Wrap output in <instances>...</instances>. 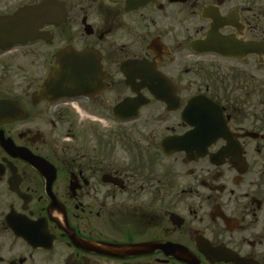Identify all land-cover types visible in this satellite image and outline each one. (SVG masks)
Returning <instances> with one entry per match:
<instances>
[{
    "label": "flooded vegetation",
    "instance_id": "1",
    "mask_svg": "<svg viewBox=\"0 0 264 264\" xmlns=\"http://www.w3.org/2000/svg\"><path fill=\"white\" fill-rule=\"evenodd\" d=\"M0 264H264V0H0Z\"/></svg>",
    "mask_w": 264,
    "mask_h": 264
},
{
    "label": "water",
    "instance_id": "2",
    "mask_svg": "<svg viewBox=\"0 0 264 264\" xmlns=\"http://www.w3.org/2000/svg\"><path fill=\"white\" fill-rule=\"evenodd\" d=\"M16 18L17 15L7 19V23L16 22ZM72 57L74 59L67 60L64 55L57 56L58 68L53 69L47 76L42 90L43 97L48 98L55 95L60 97L67 95L68 97V91L82 89L87 85V81L90 78V71L93 69L90 67L83 68L79 64V57ZM7 106L8 104H4L1 110L5 108L8 110Z\"/></svg>",
    "mask_w": 264,
    "mask_h": 264
},
{
    "label": "rangeland",
    "instance_id": "3",
    "mask_svg": "<svg viewBox=\"0 0 264 264\" xmlns=\"http://www.w3.org/2000/svg\"><path fill=\"white\" fill-rule=\"evenodd\" d=\"M39 73H40V71H39Z\"/></svg>",
    "mask_w": 264,
    "mask_h": 264
}]
</instances>
